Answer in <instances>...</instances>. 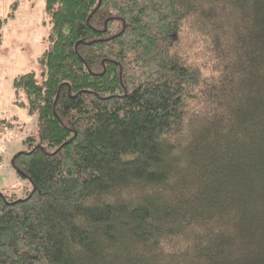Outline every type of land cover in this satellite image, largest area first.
Returning a JSON list of instances; mask_svg holds the SVG:
<instances>
[{
	"label": "trees",
	"instance_id": "1",
	"mask_svg": "<svg viewBox=\"0 0 264 264\" xmlns=\"http://www.w3.org/2000/svg\"><path fill=\"white\" fill-rule=\"evenodd\" d=\"M45 4L0 264H264V0Z\"/></svg>",
	"mask_w": 264,
	"mask_h": 264
},
{
	"label": "rangeland",
	"instance_id": "2",
	"mask_svg": "<svg viewBox=\"0 0 264 264\" xmlns=\"http://www.w3.org/2000/svg\"><path fill=\"white\" fill-rule=\"evenodd\" d=\"M45 5V0L0 1V18H8L0 47V122L9 124L0 123V193L19 200L27 198L34 185L18 173L14 158L43 142L38 115L30 112L24 92L16 96L14 81L32 72L40 83L46 78L39 58L51 47L53 23Z\"/></svg>",
	"mask_w": 264,
	"mask_h": 264
},
{
	"label": "bare ground",
	"instance_id": "3",
	"mask_svg": "<svg viewBox=\"0 0 264 264\" xmlns=\"http://www.w3.org/2000/svg\"><path fill=\"white\" fill-rule=\"evenodd\" d=\"M19 200V199H18Z\"/></svg>",
	"mask_w": 264,
	"mask_h": 264
}]
</instances>
